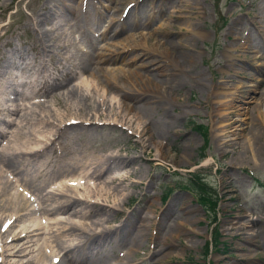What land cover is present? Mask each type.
Masks as SVG:
<instances>
[{
    "label": "rangeland",
    "instance_id": "374dc122",
    "mask_svg": "<svg viewBox=\"0 0 264 264\" xmlns=\"http://www.w3.org/2000/svg\"><path fill=\"white\" fill-rule=\"evenodd\" d=\"M45 1L0 0V24L6 28L5 39H0V54L9 58L12 67L19 66L14 71L16 77H30L39 66L48 72H55L57 67L69 65L70 52L66 45L71 42V37L66 38L65 30H57L51 36L45 33L46 38H59L58 44L65 42L60 47H54L53 54L40 55L34 47L30 18ZM96 1L106 5L102 7L105 12L114 6L119 8L120 14L125 5L135 0ZM181 4L184 7L179 9ZM155 5H160L162 10L158 12ZM98 8L101 10V6ZM136 14V25L128 33V37L133 36L129 41L131 46L127 47L129 50L116 62L104 64L113 75L120 72L119 68L133 70L153 58L154 55L148 59L140 58L144 53L142 50L157 55L158 50H162L158 40L162 39L163 42L166 37V40L173 39L178 43L194 41V47L178 45L177 48L179 52L193 54L195 61L190 69V79H186L180 87L169 86L171 91L154 90L149 85L154 95L168 99L173 105L165 106L168 120L160 124L163 125L161 130H164L165 138L154 139V148L149 155L152 159L131 162L123 169L111 168L100 180L87 181L89 190L98 186L99 191L110 195L111 203L102 208L109 210L114 205L116 209L101 223L107 233L112 232L109 241L115 242L116 238L123 241L111 251L109 257L116 260V257L126 253L129 241L125 239V233L129 224L135 222L137 228L146 229L147 234L146 238H141L143 241L131 264H264V153L258 159L250 157L233 162V153L251 145L255 133L248 129L242 138L235 141L229 139L226 147L221 146L220 137L225 128L224 114L228 113L223 107L225 103L239 107L240 114L226 117L229 122L237 120L238 125L245 120L247 115L242 113L247 109L248 117L256 118L250 107L260 101V94L264 95V0H146L138 5ZM148 19L153 22L145 24L147 28L139 25ZM127 20L131 22L132 15ZM103 26L106 24L98 29L103 30ZM159 26L162 29L155 33L154 28L158 29ZM44 28H48V25ZM10 46H17L20 50L11 52ZM135 47L137 50H134ZM115 48L119 50V47ZM134 58L136 63L126 64ZM26 63L33 66L31 72L22 70ZM8 66H0L1 80L10 78L12 72ZM136 70L151 77L152 71L149 69ZM196 74L201 75L203 86L195 84ZM143 79L146 80L145 77ZM130 80L136 81L133 77ZM114 89L108 92V98L129 103L131 108L123 114L133 116L139 98L128 97L139 96V92L123 97L122 88ZM257 106L262 114V118H259L262 125L256 120L264 134V102ZM119 112L115 110L116 114ZM161 112L157 105L154 121H158ZM90 115L85 120L90 119L97 126L83 125L74 131L63 132L61 143L74 157L84 150L105 156L119 149L118 154L122 158L133 152L138 153L139 150L133 149V144L120 131V127H110L100 123L102 120L90 118ZM136 117L138 122H143L137 114ZM111 119L117 122L114 117ZM152 125L156 130L158 123ZM212 135L220 140L213 137V141ZM127 171L133 172L127 179L131 181L120 184L118 190H122L121 193L116 192L117 188L112 190V185L111 188L107 185L110 177L123 175ZM55 181L58 179L52 182ZM64 181L83 184L79 176H69ZM132 181H135L133 185ZM194 190L204 199L200 200ZM78 193H82V190L79 189ZM146 215H149V223L145 221ZM60 216L66 217L65 214ZM34 217L39 219L38 214ZM69 219L76 223L85 222L76 217ZM244 221L254 224L251 232H258L255 243L239 228V222ZM21 223L24 222L16 224ZM47 251L51 252L50 248ZM152 251L154 256H151ZM27 257L12 256L10 259L25 261Z\"/></svg>",
    "mask_w": 264,
    "mask_h": 264
},
{
    "label": "bare ground",
    "instance_id": "6f19581e",
    "mask_svg": "<svg viewBox=\"0 0 264 264\" xmlns=\"http://www.w3.org/2000/svg\"><path fill=\"white\" fill-rule=\"evenodd\" d=\"M88 1L46 0L30 18L34 47L40 55H48L49 52L53 54V48L60 46L57 43V40L60 42L59 38H46L45 33L51 36L57 30H65L66 38L72 36L73 40L77 35L79 42L86 49L80 48L75 41L69 46V67L73 68V71L56 68L55 73L49 74L42 67L32 79L0 81V264H131L132 257L143 241L141 238L147 234L146 229L137 228L135 222L130 223L125 233V239L129 241L126 253L113 260L109 257L111 251L123 244V241L119 238H116L115 242L109 241L112 232L107 233L101 224L116 212L113 211L116 210L114 205L109 210L102 208L111 203L110 195L99 191L98 186L89 190L90 185L87 182L78 185L59 181L48 190L46 188L53 179L59 177L79 176L81 180H100L111 168L123 169L131 162L151 160L149 155L154 148V139L165 138L164 130H161L163 125H160L167 123L168 120L165 106H173L168 99L154 95L151 88L171 91L169 86L180 87L185 84L186 79H190L194 55L179 52L177 46L194 47V41L178 43L173 39L166 40V37L163 42L162 39L158 40V46L162 47V50H158L157 55L142 50L144 53H139L137 57L140 54L142 59L151 58L152 55L154 57L137 68L151 70V77L145 76V73L136 70L137 68L133 70L119 68L120 72L113 75L103 64L115 62L129 50L127 47L131 46L129 41L133 36L128 37V33L136 24H127L121 17L118 23L115 22V18H110L107 29L101 35L105 37L111 32V38H116V43L111 41V47L107 46L108 43L99 47L92 32L100 24H90L99 22V17L93 16L87 9L84 11L85 5L89 4ZM144 1L146 0L142 2ZM183 7L181 4L179 9ZM156 9L158 12L162 10L160 5ZM61 13L63 15L58 17ZM45 25H48V28L45 29ZM139 25L143 28L148 27L145 24ZM161 29L159 26L153 31L157 33ZM5 36L6 28L0 24V39H5ZM115 47H119V50ZM17 50H20L17 46H10L11 52ZM8 60L9 58L0 54V66H8ZM132 63H136L135 58L126 64ZM23 69L27 71L28 66ZM196 76L195 84L203 86L201 75ZM130 77L136 81L132 82ZM19 87L22 90H19ZM114 87L124 90L123 97L131 96L128 94H134L132 92H139V96L128 97L139 98L133 116L123 114L131 108L129 103L108 98V92L115 90ZM36 97L42 100L29 103ZM259 98L260 101L255 102L250 109L262 125L260 121L262 114L257 104L264 102V95L260 94ZM157 105L162 112L158 121H154V110ZM223 107L228 113L224 114L225 128L220 136L221 146L226 147L230 140L242 138L244 132H248L249 129L255 133L252 144L233 153L232 160L237 162L250 157L258 159L264 153V134L256 118L248 117L247 109L242 113L247 115L245 120L236 125L237 120L229 122L226 117L240 114L239 107L230 102L225 103ZM115 110L120 112L116 114ZM90 113V118L102 120L100 123L120 127V131L133 144V149L139 150L138 153L133 152L130 156L122 158L118 154L119 149L105 156L84 150L78 157H74L61 143L63 132L74 131L76 127L83 125L94 126L95 122L85 120ZM136 114L143 122L137 121ZM112 117L117 122L111 121ZM154 122L158 123L155 126L156 130L153 129ZM213 137L220 140L218 136L212 135L213 141ZM130 169L133 171L134 168ZM132 173L127 171L124 173L126 175L110 177L108 183L106 181L104 183L110 185V188L112 185V190L115 191L117 188L116 192L121 193L122 190H118V187L125 181H131L127 179ZM8 174L13 175L15 180H10ZM134 183L135 181H132L131 185ZM19 187L23 190L18 189ZM79 189L82 193H78ZM26 193H29L31 198L26 197ZM35 214L39 215V219L34 217ZM63 214L66 215L65 218L59 217ZM45 216L48 218V224L43 227V221L39 220ZM70 217L85 222L76 223L70 221ZM144 218L149 223V215ZM19 222L24 223L17 225ZM239 224V228L255 243L258 232L255 234L251 232L254 224L250 221ZM3 226L5 229H1ZM21 241H24L23 244L16 249ZM166 244H163V247ZM47 248H50L52 253L48 252ZM12 256L28 257L23 261L12 260L10 259ZM151 256H154V251Z\"/></svg>",
    "mask_w": 264,
    "mask_h": 264
},
{
    "label": "trees",
    "instance_id": "16d2710c",
    "mask_svg": "<svg viewBox=\"0 0 264 264\" xmlns=\"http://www.w3.org/2000/svg\"><path fill=\"white\" fill-rule=\"evenodd\" d=\"M194 191L197 193V196H198V198L200 200H203L204 199L203 196H202V194H200L199 192H197V190H194Z\"/></svg>",
    "mask_w": 264,
    "mask_h": 264
}]
</instances>
